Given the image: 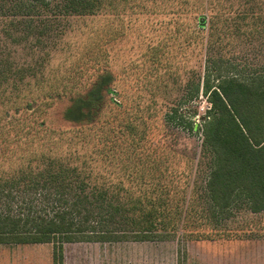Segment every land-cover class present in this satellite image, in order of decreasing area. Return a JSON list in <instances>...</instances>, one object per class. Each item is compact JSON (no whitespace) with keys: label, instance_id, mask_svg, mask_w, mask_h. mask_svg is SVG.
Returning a JSON list of instances; mask_svg holds the SVG:
<instances>
[{"label":"rangeland","instance_id":"374dc122","mask_svg":"<svg viewBox=\"0 0 264 264\" xmlns=\"http://www.w3.org/2000/svg\"><path fill=\"white\" fill-rule=\"evenodd\" d=\"M52 1V6L57 8L35 10L31 17L20 15L10 3L0 10V216L25 219L68 212V222L73 217L69 210L71 202L61 198V189L32 191L26 187L30 176L43 168L39 161L41 154L54 159L57 170H69L70 174L75 173V178H83L89 187L88 194L91 188L108 190V199L124 205L125 196L123 192L118 195L115 186L119 181L126 188L135 186L126 184L131 150L134 148L136 159L140 156L142 160L159 152L153 149V144L158 140V144L162 143L167 127L164 119L169 110L175 108L184 116L195 113L193 121L201 128L200 118L210 105L201 91L191 100L188 96L196 85L201 90L206 66L217 65L224 54L230 65L223 68L236 75L264 73L263 22L255 24L247 20L241 26L220 22L215 30L209 27L198 30L188 15L208 13L200 10V4L198 8L197 0L192 5L177 7L165 6V0H128L129 3L99 0L95 13L83 15H64L66 0ZM244 1L264 16V0ZM176 3L169 0L168 4ZM209 34L212 44L207 48ZM216 38L221 39L213 45ZM207 58L212 66L206 63ZM105 68L115 75L116 85L109 93V105L113 109L108 105L98 120V126L103 125L102 132L95 135L88 131L84 138H74L76 145H69L70 148L66 143L58 150L49 147L59 137L79 135L78 127L62 117L69 104L67 98L83 91ZM62 90L68 97L61 101L44 97ZM30 101H35V106L28 111L25 106ZM42 122L43 126L38 127ZM172 129H176L173 132L178 145L174 150L181 155L179 158H187L184 152L199 151L200 130L190 134L184 125ZM59 131L65 134L60 136ZM99 139L115 142L117 151H113L118 159L111 161L91 154V145ZM29 140L34 141L33 145L25 147ZM85 142L89 143L88 147ZM44 143L49 145L40 148ZM210 160L202 155L194 175L196 198L203 206L207 200L205 184ZM29 171L33 173L17 184L21 172L26 175ZM15 177L17 181L12 179ZM225 212L216 215L217 223L211 225L214 231L201 232L210 234L209 238L191 237L179 231L168 235L147 234L144 235L147 240L142 242L133 241L138 236L133 230L139 227L129 220L134 218L138 223L140 214H127L126 221L117 220L113 226L115 235L108 241H92L98 240L95 238L98 235L87 231L80 236L81 241L64 243L62 262L264 264L261 246L251 248L250 243L224 240L237 235L229 231L238 230H252L258 234L256 239L263 240L264 213L252 214L242 203ZM90 218L86 228L94 225L93 217ZM0 264H53V245L0 244Z\"/></svg>","mask_w":264,"mask_h":264},{"label":"trees","instance_id":"16d2710c","mask_svg":"<svg viewBox=\"0 0 264 264\" xmlns=\"http://www.w3.org/2000/svg\"><path fill=\"white\" fill-rule=\"evenodd\" d=\"M175 1L177 3L174 6L170 5L172 2L168 4L169 0L164 3L169 7L195 3L193 0ZM197 1L200 2L198 8L200 4V10H207L208 13L188 15L198 30L208 27L215 30L220 22L233 25L239 23L237 26H241V23L250 20L255 24H264L263 14L255 7H250L244 0ZM5 3H10L17 13L26 14L27 17H31L35 10L45 12L44 10L57 8V5L52 6V0H0V10ZM64 7V15L95 13L99 8V0H66ZM6 19H9V16H6ZM217 39L213 45L221 38L218 41ZM206 42L207 48L211 46V34ZM206 63L210 66L213 64L209 58ZM223 65L230 63L229 59L221 54L217 65L214 64L211 68L206 66L205 74L201 77V90L200 85H196L188 96L191 100L193 95L197 96L201 91L210 105L200 118L201 128L193 121L195 113L192 116H184L178 114V110L172 106L164 119L166 132L169 133H164L161 144H158L159 140L153 144V149L159 152L142 160L140 156L136 159L134 148L131 150L133 156H129L128 164L131 166L126 184L135 186L133 189L126 188L123 181H119L115 186L117 194L123 192L125 196L124 205L118 200L108 199V190L91 188L88 194L86 189L89 187L83 178H75V173L70 174L69 170H57L58 163L41 154L39 161L43 168L35 174H32L33 171L26 175L21 172L22 177L19 180L17 177L12 179L21 184L24 176L32 174L25 184L30 190L61 189V198L71 202L69 210L73 217L68 222V212L64 213L65 216L56 214L52 217L37 216L25 219L0 216V244H52L53 264H63L64 243L81 241L83 237L80 236L87 231L98 235L95 237L98 240L92 241H108L115 235L116 228L113 226L117 220L126 221L127 214H140L138 223L134 218L128 219L139 227V230H133L138 233L137 239L133 241L142 242L147 240V236H144L147 234L168 235L177 234L179 231L191 237L209 238L210 234L201 232L214 231L215 228L211 225L217 223L216 215L226 213L225 211L234 208L238 203L246 205L252 214L264 213V73L236 75L229 68H223ZM114 83L116 85L115 75L105 68L100 75L88 82L83 91L75 92L72 96H64L67 94L64 90L46 94L44 97L49 101H61L63 97H68L69 104L62 117L65 122L77 126L76 131L79 134L59 137L58 142H55L54 146L50 143L49 147L58 150L62 143H66L67 148H70L69 145H76L74 138H84L88 131H93L95 135L101 133L103 125L99 127L98 120L103 109L109 105V101L111 102L109 93L112 87H115ZM34 102H28L26 110L34 109ZM108 107L113 109V106ZM19 112L17 110L15 113L18 115ZM43 124L44 122L40 123L38 127ZM182 125L188 133L200 130L201 135L199 151L184 152L187 158H179L181 155L174 150L178 142L173 132L176 129L172 128ZM58 134L61 136L65 131H59ZM33 143V140H29L25 147L32 146ZM48 145L44 143L39 147ZM84 145L88 147L89 143L85 142ZM91 147V154L111 161L118 159L114 153L117 151L114 141L99 139ZM202 155L211 159L205 184L206 206L198 202L194 186V175ZM103 161L105 162V159ZM64 192H68V196H64ZM84 214H88V217H83ZM90 217H93L95 226L86 228L91 221Z\"/></svg>","mask_w":264,"mask_h":264},{"label":"crops","instance_id":"0c3cea01","mask_svg":"<svg viewBox=\"0 0 264 264\" xmlns=\"http://www.w3.org/2000/svg\"><path fill=\"white\" fill-rule=\"evenodd\" d=\"M233 232V233H232ZM237 232V233H236ZM228 233L237 234L234 235V238L231 239H224L225 242H238V243H246V244H251V248H258V245L261 246V249H264L262 246L264 244V239H256V236L253 234L252 230H238V231H229ZM232 235V236H233ZM220 240V239H219Z\"/></svg>","mask_w":264,"mask_h":264}]
</instances>
